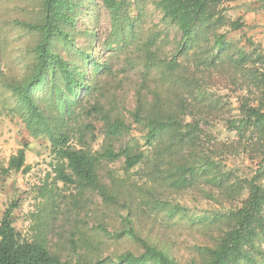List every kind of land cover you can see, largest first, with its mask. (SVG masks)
Masks as SVG:
<instances>
[{"label": "rangeland", "instance_id": "obj_1", "mask_svg": "<svg viewBox=\"0 0 264 264\" xmlns=\"http://www.w3.org/2000/svg\"><path fill=\"white\" fill-rule=\"evenodd\" d=\"M116 1L120 14L112 18L103 0H86L70 30L71 44L60 49L71 60L78 61L84 51L104 64L95 73L90 61L80 63L88 84L99 81L98 90L81 91L72 107L71 144L78 146L80 141L92 151L101 148L105 124L101 113L91 112L99 103L102 111L128 126L115 147L129 145L143 152V160L130 169L123 157L99 166L100 182L110 192L117 191V202L109 204L94 191L78 193L73 185L53 179L56 161L50 141L43 134L33 135L10 91L32 74L37 41L34 32L16 22H38L42 3L0 0V218L8 209L21 238L31 239L41 231L52 252L76 264L82 262L80 256L89 264L97 258L115 260L125 252L139 254L142 248L133 238H116L98 229L115 234L130 222L138 235L181 264L199 263L204 260L201 248L214 246L227 229L222 216L247 196L249 180L255 176L264 188L260 151L244 150L247 138L241 141L228 128L239 116L242 101L255 105L260 97L261 85L251 70H264V3L255 0L257 9L244 19L246 10L222 1L208 23L197 25L184 42L177 27L163 18L159 0ZM232 21L242 26L232 29ZM111 22H119L116 30ZM121 22H131L127 39L116 37ZM143 46L153 53L147 72L139 59ZM48 88L45 84L37 90V101L46 113L54 114ZM137 92L146 106L140 121L134 117ZM150 114L175 120L181 129L176 132L174 126L147 139L144 118ZM24 146L29 171L5 172L9 157ZM207 162L212 168L202 167ZM184 164L186 174L179 168ZM218 174L225 179L213 182L211 176ZM182 175L188 181L178 185ZM257 246L252 253L263 252L264 239ZM257 260L264 264L262 254Z\"/></svg>", "mask_w": 264, "mask_h": 264}, {"label": "trees", "instance_id": "obj_2", "mask_svg": "<svg viewBox=\"0 0 264 264\" xmlns=\"http://www.w3.org/2000/svg\"><path fill=\"white\" fill-rule=\"evenodd\" d=\"M86 0H41V18L38 22L21 23L37 35L36 44L33 47L34 59L32 74L23 83L10 87L11 94L17 101L16 108L22 119L30 126L33 135H44L50 141L51 153L55 157L54 177L65 185H73L78 193L86 189L94 191L102 200L109 204L117 202V191L110 192L106 184L100 182L99 166L103 161L112 162L121 157L124 158L126 169H130L143 160V152H134L129 145L116 148L115 143L128 130L125 121L119 117L113 118L110 113L102 111L103 106L94 104L91 112L101 113L105 124L104 141L99 150L92 151L84 147L80 141L77 145L70 142V123L73 122V106L77 105L78 95L81 91L98 90L99 79H92L88 84L85 70H81V61L85 65L93 66L94 72L101 71L104 64L96 63L86 52H81L78 61L71 60L69 55H62L60 49L71 44L70 30H73L78 15L84 10ZM228 0H159L157 7L163 13V18L174 24L180 31L181 40L184 42L190 37L197 25L208 23L209 18L216 9L218 3ZM264 3V0H262ZM106 9L112 18L120 14V2L116 0H103ZM114 29L119 22H111ZM123 26L117 30L116 37L123 36L131 31V22H121ZM120 25V24H119ZM121 26V25H120ZM242 24L232 21L230 27L238 29ZM128 29V31H126ZM91 35V32H90ZM220 37V36H218ZM131 38V35H130ZM218 45L223 46L217 40ZM146 47V46H145ZM143 46L142 49H145ZM143 61V68L151 69L153 53L146 50L139 56ZM261 61L264 58L261 57ZM96 63V64H95ZM255 79L261 85L260 97L257 104L242 101L239 106V116L228 122V128L235 130L243 141L244 150L247 148L260 151L264 162V70L252 71ZM49 86L48 102L55 110L54 114L46 113L40 108L37 101V90L42 85ZM138 99L134 117L136 121L142 120L146 106L143 96L137 92ZM80 103V102H79ZM147 139L156 135H162L167 129L173 128L176 121L164 119L159 115L145 116ZM179 123V122H178ZM181 124H176L175 131L181 129ZM249 133L251 136H246ZM187 164L179 168L186 174ZM212 164L203 163L202 167L212 168ZM191 166V165H190ZM22 169L27 173L30 166L25 163V146L9 157L8 167ZM213 182H222L225 176L212 175ZM188 181L186 175L177 177V184ZM225 183V181H224ZM231 184H226L230 188ZM52 193V188L47 190ZM45 194V193H43ZM43 215V214H42ZM227 229L217 238L212 247L201 248L204 260L192 264H258L257 255L263 252L252 253L257 249V241L264 239V188L256 181L255 176L249 180L248 193L241 205L230 211L225 216ZM99 231L105 235L116 238L129 236L136 240L142 251L139 254L125 252L115 260L95 259L89 264H181L166 251L155 245L149 244L138 235L131 222L126 228L115 234H110L104 227L98 226ZM256 254V255H255ZM80 256V255H78ZM80 261L78 264H88ZM0 264H76L70 259H63L52 252L46 245L43 233L39 231L31 239H24L14 230L9 210L6 209L0 218Z\"/></svg>", "mask_w": 264, "mask_h": 264}, {"label": "crops", "instance_id": "obj_3", "mask_svg": "<svg viewBox=\"0 0 264 264\" xmlns=\"http://www.w3.org/2000/svg\"><path fill=\"white\" fill-rule=\"evenodd\" d=\"M256 1L255 0H228V2H230L234 8L236 7V8H239L240 10H246L247 11L244 19L248 18L249 15L252 12H254V10L257 9V8H255ZM242 14H243V12H242ZM245 22H247V21H245Z\"/></svg>", "mask_w": 264, "mask_h": 264}]
</instances>
